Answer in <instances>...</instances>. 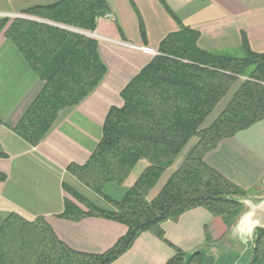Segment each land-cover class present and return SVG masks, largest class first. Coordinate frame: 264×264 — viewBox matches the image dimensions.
<instances>
[{
  "label": "trees",
  "instance_id": "obj_1",
  "mask_svg": "<svg viewBox=\"0 0 264 264\" xmlns=\"http://www.w3.org/2000/svg\"><path fill=\"white\" fill-rule=\"evenodd\" d=\"M109 12L107 0H61L28 8L27 18H0V34L19 50L33 72L45 82L14 132L37 146L59 113L81 103L104 79L107 69L95 32ZM145 37V27L141 23ZM199 32L182 27L160 44L159 54L121 93L123 105L110 109L97 149L83 165L69 171L111 210L92 204L65 187L87 211L66 200L64 218H105L127 227L117 244L104 254L75 251L62 242L44 218L27 221L10 215L0 228V264H112L131 249L143 233L165 238L163 224L186 212L204 208L215 218L244 213L248 193L205 163L218 144L264 119V53L250 49L246 35L242 56L208 52L198 46ZM241 78L244 80L241 81ZM240 80V86L219 116L204 123ZM197 138L180 167L158 196L148 195L191 139ZM140 161L148 167L120 201L104 194L109 183L122 185ZM206 243L212 238L205 229ZM167 264H217L205 251L191 255L176 249ZM248 264H264V228L255 232Z\"/></svg>",
  "mask_w": 264,
  "mask_h": 264
},
{
  "label": "crops",
  "instance_id": "obj_2",
  "mask_svg": "<svg viewBox=\"0 0 264 264\" xmlns=\"http://www.w3.org/2000/svg\"><path fill=\"white\" fill-rule=\"evenodd\" d=\"M58 1L61 0H0V18L39 20L22 12ZM107 3L109 12L98 19L95 32H84L90 38H98L99 54L107 73L81 103L59 113L37 146H31L13 129L45 82L0 34V228L12 214L30 222L44 218L68 247L95 255L111 250L128 229L100 217L73 220L62 216L66 200L87 211L65 187L99 208L112 209L105 197L82 184L69 167L83 166L89 161L102 140L110 109L123 105L122 91L159 54L161 42L187 27L199 32L198 46L202 50L239 56L245 34L250 49L264 53V0H107ZM224 108L213 111L212 122ZM187 154L182 158L179 155L163 173L149 193V201L158 196ZM205 163L248 193L242 200L244 213L215 218L204 208L192 209L178 221H168L162 226L166 240L174 247L151 233H143L112 264H167L176 249L187 255L205 251L217 259V264H248L256 228L254 219L246 217L264 201V119L221 141L205 156ZM147 167L146 161L138 162L122 185L113 183L115 187L107 194L109 183L104 194L120 201ZM206 228L212 238L210 244L206 243Z\"/></svg>",
  "mask_w": 264,
  "mask_h": 264
},
{
  "label": "rangeland",
  "instance_id": "obj_3",
  "mask_svg": "<svg viewBox=\"0 0 264 264\" xmlns=\"http://www.w3.org/2000/svg\"><path fill=\"white\" fill-rule=\"evenodd\" d=\"M93 36H95V35H93ZM98 39V38H97ZM97 39H95V40H97ZM239 56H242V53L241 54H239ZM242 80V79H241ZM244 80V79H243ZM240 86V80H238L236 83H235V85L233 86V88L231 89V91L228 93V95L223 99V101L221 102V104L216 108V110H215V112L218 110V109H222V108H224L227 104H228V102L230 101V99L232 98V96L234 95V93L236 92V90L238 89V87ZM214 112V113H215ZM213 115V114H212ZM215 117V115L214 116H209V118H208V120H206L205 121V123H204V127H207V126H209L211 123H212V120H213V118ZM197 138H193V139H191V141L189 142V144L185 147V149L182 151V153L180 154V158H182V157H184L188 152H189V150H191V148L196 144V142H197ZM112 185V186H111ZM114 184L113 183H110V186H108V188L105 190V193H107V194H109V192H111V187H115V186H113ZM212 256V255H211Z\"/></svg>",
  "mask_w": 264,
  "mask_h": 264
},
{
  "label": "water",
  "instance_id": "obj_4",
  "mask_svg": "<svg viewBox=\"0 0 264 264\" xmlns=\"http://www.w3.org/2000/svg\"><path fill=\"white\" fill-rule=\"evenodd\" d=\"M246 218L251 219V220L254 219L256 229L264 228V201L259 206L253 208L252 213L247 215Z\"/></svg>",
  "mask_w": 264,
  "mask_h": 264
}]
</instances>
